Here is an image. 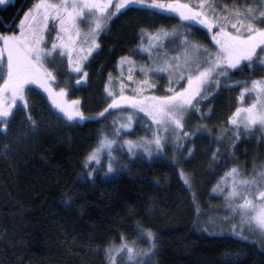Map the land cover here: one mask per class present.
Returning <instances> with one entry per match:
<instances>
[{
    "label": "trees",
    "instance_id": "1",
    "mask_svg": "<svg viewBox=\"0 0 264 264\" xmlns=\"http://www.w3.org/2000/svg\"><path fill=\"white\" fill-rule=\"evenodd\" d=\"M22 1L0 5L6 21L13 18ZM176 27L185 29L204 47H214L209 50L215 49L211 31L186 25L174 14L153 16L134 9L113 18L100 37L102 50L86 65L87 81L83 86L71 81L74 89L68 93L81 101L86 117L96 119L69 122L41 90L32 87L25 94L27 109L21 104L8 124L13 135L0 132V264H108L104 248L110 242L121 243V236L136 239L133 229L137 222L157 236L155 264H229L233 259L227 253L243 246L247 249L237 259L239 264H264V247L259 243H241L220 230L229 211L211 193L215 179L233 166L251 172V167L264 164L261 130L234 129L227 116L234 108L221 91L213 93L203 109L199 106L200 112L186 117V131L197 126H206L208 131L182 141V151L170 142L165 145L164 158L143 155L139 160L124 155L120 171L112 174H105L102 161L85 163L101 135L110 136L117 127L113 125L116 110L109 109L103 118L98 114L108 107L107 79L120 58L136 53L141 29L155 32ZM256 69L242 62L230 73L231 80L261 74L253 72ZM27 114L35 121L33 130ZM235 131H239L238 139ZM188 149H192L191 155ZM181 171L190 178V186L185 185ZM220 232L225 235H209ZM116 264H121L119 259Z\"/></svg>",
    "mask_w": 264,
    "mask_h": 264
},
{
    "label": "snow or ice",
    "instance_id": "2",
    "mask_svg": "<svg viewBox=\"0 0 264 264\" xmlns=\"http://www.w3.org/2000/svg\"><path fill=\"white\" fill-rule=\"evenodd\" d=\"M5 3L6 0H0V4ZM134 9L146 11L153 16L174 14L186 25L203 26L209 31L215 28L217 31L212 33L211 39L215 42L217 50L210 52L207 48L193 43L189 40L190 33L187 31L159 28L155 32H149L141 29L140 49L150 57H153L154 52H164V57L155 56L152 58V66L140 68L143 80L135 81L131 74L128 75V81L136 85L128 89L132 95H125L126 86L122 79L118 81V92L106 89L112 102L98 114V118H103L109 109H121L127 105L149 118L154 128L152 138L121 142L120 132L130 129L133 123L132 116H124L122 119L127 123L115 127L112 133L116 138L110 139L107 134H102L98 147L89 154L86 164L99 163L100 155L105 151L108 173L116 171L114 163H120L119 159L113 156L114 151L126 150L127 154L133 157L139 152L149 159L154 155L164 158L166 144L172 142L182 147V141H189L197 134L204 135L208 131L206 126H197L191 132L185 130L186 116L191 112H200L199 105L207 99L206 87H219L221 80H231L230 73L238 70L244 61L248 64L259 62L260 66L264 67V2L256 8L248 5L240 8L236 4H233L231 9L224 6L223 13H219L209 0H173L171 3L163 0H37L20 21L19 35H0V66L4 73L0 76L3 81L0 83V132L7 135L8 124L18 100L22 107L27 109L25 90L32 84L48 94L67 121L79 123L96 119L97 117H86L79 110V101H73L71 105L62 101L67 92L60 89L57 93L51 87V84L56 82V75L47 65L55 63L57 56L66 57L72 72L82 73L81 80L75 83L86 82L88 73L83 71L84 62L92 57L94 52L102 50L98 42L100 34L109 28L114 17L118 18V15H125ZM50 20L59 26L56 36L58 43L53 42L50 48H46L43 46L44 33L48 30ZM81 23L87 24L86 32L81 31ZM229 28L231 31L227 30ZM53 30H56L55 27ZM177 36L182 38L181 47L184 52L181 56L169 57L164 50V42ZM125 64L133 65L134 61L121 57V67ZM162 73L168 78V94L146 95L147 91L156 88L151 76ZM181 81H186V86L180 87L179 90L172 86L179 85ZM109 82L111 83V76ZM244 91L252 93L257 99L248 107L236 108L229 118V124L237 130H264V79L253 80L251 89L245 88ZM240 99H244L243 93ZM26 119L29 126L35 128V121L30 114L26 115ZM116 123L113 121L114 126ZM233 135L238 139L239 131H235ZM187 151L189 155L192 154V149ZM216 158L217 154L214 153L213 160ZM88 175L91 176L92 173L89 172ZM180 176L185 185L190 186V178L182 171ZM222 182L223 186L218 183L213 191L227 192L224 199L228 211L232 213L231 218H224L225 222L231 224L228 234L241 243L255 245L257 241L249 240V237L244 235L245 230L255 231L260 237L259 243L264 247V164L254 168L251 175H245L240 169L233 167L222 177ZM232 219L238 223H232ZM133 231L136 239L129 241L121 236L119 248H114L111 242L104 248L108 264H116L115 256L121 254H126L128 264H155L154 258L159 251L156 234L139 222ZM209 235L224 236L225 233ZM141 241L148 245L147 248L138 247ZM229 264H239V261L233 259Z\"/></svg>",
    "mask_w": 264,
    "mask_h": 264
},
{
    "label": "rangeland",
    "instance_id": "3",
    "mask_svg": "<svg viewBox=\"0 0 264 264\" xmlns=\"http://www.w3.org/2000/svg\"><path fill=\"white\" fill-rule=\"evenodd\" d=\"M9 1H12V0H6V3L9 2ZM36 2H37V0H33L32 4L29 7L32 8L33 4L36 3ZM53 2H58V0H53ZM163 2L171 3V2H173V0H168V1L163 0ZM183 2H195V0H183ZM209 2L212 3L215 6L217 12L223 13L224 6H228V8L231 9L233 4H236L240 8H243L245 5H248V6H251L253 8H256L262 2H264V0H209ZM0 5H3V4H0ZM29 7L25 10V12L19 18V20H18L19 23L17 22V25H16L17 27H16L15 31L10 32V33H0V35H13V34L19 35L18 26L20 24V21L23 19L25 13L28 12V10L30 9ZM230 19L234 20L235 18L234 17H230ZM54 27H55L56 30H53ZM58 28H59V26H58L57 23H55L52 20L49 21L48 30L44 33V35H45V44L43 45L44 47L50 48L51 44L53 42H57L58 43V41L56 40ZM80 29H81L82 32H86L88 30L87 24L81 23L80 24ZM184 30L185 29H181L179 27H176V28H173L172 30H168V31L185 32ZM227 30L231 31L230 28L227 29ZM215 31H217V29H215V28L211 30L210 39H211L212 33L215 32ZM101 36H102V33L100 34V36L98 38V42L99 43H100V37ZM188 38L193 43L198 44V45L202 46L203 48H206L203 45H201L203 42H201V44H200V41H196L195 39L191 38V36H188ZM181 39H182L181 37L177 36L175 38H169L167 41L164 42V50L167 52L169 57H171V56H181L183 54L184 49L181 47V42H180ZM171 40H173V42H171L168 45H166L168 43V41H171ZM212 42H213V40H212ZM144 43L146 45L147 41L145 40ZM140 45H141V43H140ZM140 45L138 46V49L136 50V53H134V55L128 57L132 61H134L133 65L125 64L123 67H121L120 60H119L115 72L113 74L109 75V77L111 76V83L109 82V77L107 79L106 89H111L114 92H118V90H119L118 81L122 79L124 84H125V86H126L125 95H129V96L132 95L133 93L131 91H129L128 89L131 88V87H135L136 85L135 84H131L128 81V79H127L128 75L131 74L132 77H133V80H135V81L143 80L144 76L140 72V68L144 67V66H152V58L155 57V56H159L161 58L164 57V52H159V53L154 52L153 53V57H150L147 52H143L140 49ZM80 46L83 47L84 45H80ZM209 48H214V47H210L209 46L207 49L209 50ZM216 50L217 49L215 47V49H213V50L211 49L209 51L210 52H215ZM258 52H259V50H258ZM95 53L96 52H94L93 55ZM201 55H203V54H201ZM90 58L92 59V57H89L88 60L86 62H84L83 71L86 70V65L88 64V61L90 60ZM244 62H246V61H244ZM251 65L257 68L256 70H253V72L259 71V72H261V74H255L254 76L249 77L248 80L241 79L238 82L237 81H233V80L221 81L219 87H217L216 85H210V86L206 87L205 91H206V94H207V99L204 100L199 105V106H201V109H203L204 104L209 102V99L211 100L214 97L213 93H219L220 91L222 92L221 94H222L223 98L225 100H227V102H229L231 104L230 106H232L234 108L232 112L229 111V113L227 114L228 119L235 112L236 108H238V107H248L250 104L255 102L257 97L255 95H253L252 93H250V92L245 93L244 90H245V88L251 89L253 80L264 79V75L262 73V72H264V67H261L259 62H253V63H251ZM47 67L51 71H53L55 73V75H56V82L52 83L51 87L57 93L60 91V89H63L64 87L66 88V89L65 88L64 89L66 90L67 95L62 98V101L64 103H66L67 105H71L73 101H79V105H78L79 110L83 112L81 101L78 98H74L72 96V94L68 95L69 89H70V91H72L74 89V87L72 86V85H74V82L72 83L71 81H73V80L74 81L81 80L82 73L81 74H77V73L72 72V70H71V68H70V66H69V64L67 62V58L66 57L57 56L56 60H55V63H49L47 65ZM3 75H4L3 68H2V66H0V76H3ZM151 80L153 82H155L156 88L154 90L147 91L145 93L146 95L164 96V95L168 94L166 89L170 85L168 83V78H167L166 74L162 73V74H159V75H152L151 76ZM58 81H60V82H58ZM2 82H3L2 79H0V83H2ZM75 85H76V83H75ZM77 85L83 86V81L80 84H77ZM172 86L176 87L179 90L180 87L186 86V81H181L179 85H172ZM32 87H35L36 89L41 90V92L48 98V100L56 108V106L53 104L52 99L48 96V94L42 88H40L37 85H34V84L29 85L26 88V90H25V94L27 92L30 93L31 90H32ZM162 90H164V91H162ZM105 91H106V96L108 98V105H109L112 102V100H111V97L108 95V91L107 90H105ZM242 93L244 94V99L243 100L240 99ZM211 105H209V109L211 108ZM20 107H21V102L18 100L16 108L13 109V114L14 113L16 114ZM56 109H57V111H59L58 108H56ZM115 112L116 113H115L114 119L117 122L116 123L117 127L120 124H122V123H127V121L123 120L122 117L129 116V115L133 117L132 127L130 129H125V130L120 132L119 140L121 142L124 141V140L139 141V140L144 139V138H147V139H151L152 138V132L154 131V128L151 125L149 118H147L145 116V114L137 113L135 110L131 109L127 105L122 106L121 109H116ZM186 117H188V115ZM226 119H227V117L225 118V120ZM31 130H33L32 127H31ZM7 134H9V135L12 134L13 135V132L9 133V131L7 130ZM9 135H6V136H9ZM261 135H262V138L264 139V130H261ZM108 137L110 139H115L116 138L113 135H110ZM175 147H176L177 151H179V150L182 151L184 149V147H178L176 144H175ZM124 155L125 156H129V155H127L126 150H124V151H114L113 152V156L116 157L117 159H119V161H120L119 164H115V163L113 164V167L116 170H118V171H120V169H121V168L120 169H118V168L120 167V164L122 163L121 161H123V159H124ZM134 157H138L139 160H143V155L141 153H139V152ZM100 161L105 163V167H106L104 169L105 174L106 173L107 174H112L113 172L112 173H108V171H107L108 160H107L106 151L101 153ZM233 167H235V166H233ZM233 167L229 168L225 173L229 172ZM236 168L240 169V171L243 172L245 175H251V173L253 172V171H251V172L245 171L241 167L240 168L236 167ZM251 168L254 169V168H257V167L254 166V167H251ZM225 173L223 175H221L220 177H218L217 180L215 179V182H214V184H213V186L211 188V193H213L217 197H220V201L222 203L224 202L223 207L226 210L227 206H226V201H225L224 197L227 195V192L225 191V192L221 193L219 191H215V192L213 191V189L217 186L218 183H220L221 186H223L222 177L225 176ZM229 217L230 218L232 217V213H230V212H229ZM210 223H211V226L213 228H217V225H215L216 224L215 221H210ZM232 223H238V221L235 220V219H232ZM230 227H231V224L226 223L225 225L220 226V228H221L220 230H222L223 232L224 231L229 232ZM244 235L248 236L249 240L257 241V243H259L260 237H259L258 233H256L255 231L245 230ZM129 241H131V240H129ZM120 244L121 243H119L117 245H113V246H114V248H119ZM138 247L144 248L143 244H141V242L138 244ZM245 249H247V246H243V249H239V250H236V251L229 252V253H227V256H229L230 259L231 258L235 259V260L240 259L242 256H244L245 251H246ZM113 255L115 256V253H113ZM115 258H116V262H117V259H119L121 264H128L127 258H126V254H121L119 256H115Z\"/></svg>",
    "mask_w": 264,
    "mask_h": 264
},
{
    "label": "flooded vegetation",
    "instance_id": "4",
    "mask_svg": "<svg viewBox=\"0 0 264 264\" xmlns=\"http://www.w3.org/2000/svg\"><path fill=\"white\" fill-rule=\"evenodd\" d=\"M28 2H29V0H23L22 1V3L20 4V6L16 12V14L13 16V18L10 21H6L0 13V33H7V32H5V30H12V32L16 30L17 22H18L19 18L22 16V14L25 12L26 9L23 10V8ZM20 9H21V12L18 13ZM17 13H18V16L16 17L13 26L9 28L8 26L11 24L12 20L15 18Z\"/></svg>",
    "mask_w": 264,
    "mask_h": 264
},
{
    "label": "water",
    "instance_id": "5",
    "mask_svg": "<svg viewBox=\"0 0 264 264\" xmlns=\"http://www.w3.org/2000/svg\"><path fill=\"white\" fill-rule=\"evenodd\" d=\"M20 12H21V9L19 10L18 13H20ZM18 13H17V15L15 16V18L12 20L11 24L8 26L9 28L13 26L14 21H15L16 17L18 16Z\"/></svg>",
    "mask_w": 264,
    "mask_h": 264
},
{
    "label": "bare ground",
    "instance_id": "6",
    "mask_svg": "<svg viewBox=\"0 0 264 264\" xmlns=\"http://www.w3.org/2000/svg\"><path fill=\"white\" fill-rule=\"evenodd\" d=\"M30 8V7H29ZM19 23V22H18ZM116 66V65H115ZM30 89V88H29ZM18 107V106H17ZM202 143V142H201ZM198 148V147H197ZM126 154V153H125ZM128 155V154H127ZM170 155V154H169ZM128 159V158H127Z\"/></svg>",
    "mask_w": 264,
    "mask_h": 264
}]
</instances>
